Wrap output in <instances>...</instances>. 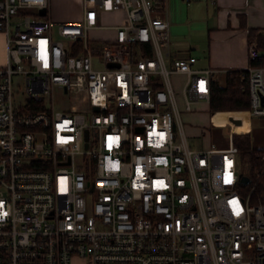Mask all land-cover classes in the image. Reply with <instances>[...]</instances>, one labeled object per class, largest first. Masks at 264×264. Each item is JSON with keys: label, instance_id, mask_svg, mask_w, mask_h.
<instances>
[{"label": "built area", "instance_id": "2783aa9c", "mask_svg": "<svg viewBox=\"0 0 264 264\" xmlns=\"http://www.w3.org/2000/svg\"><path fill=\"white\" fill-rule=\"evenodd\" d=\"M166 5L82 0L81 18L52 23L48 0H0V264H264L238 149L184 133L219 71L172 57ZM247 55L263 57L255 41ZM245 70L247 113L264 117V66Z\"/></svg>", "mask_w": 264, "mask_h": 264}, {"label": "crops", "instance_id": "0c3cea01", "mask_svg": "<svg viewBox=\"0 0 264 264\" xmlns=\"http://www.w3.org/2000/svg\"><path fill=\"white\" fill-rule=\"evenodd\" d=\"M164 14L172 57L195 55L197 67L219 71L218 83L226 71L249 67V29L257 30V36L264 38V0H192L189 5L182 0H167ZM47 16L52 23L78 20L82 16V0H48ZM189 31L198 34L196 48L179 40ZM258 51L264 57V47H258ZM5 63V37L0 33V66Z\"/></svg>", "mask_w": 264, "mask_h": 264}, {"label": "rangeland", "instance_id": "374dc122", "mask_svg": "<svg viewBox=\"0 0 264 264\" xmlns=\"http://www.w3.org/2000/svg\"><path fill=\"white\" fill-rule=\"evenodd\" d=\"M77 19V18H76ZM76 19L71 20L75 21ZM104 25H112L110 19L103 21ZM187 24V23H186ZM56 25H53V36L56 34ZM95 37H108L109 33L105 30L92 33ZM196 32H190L183 35L179 40L186 45L196 48L198 44ZM95 66H101L95 62ZM184 78L180 75L171 77V82L177 93L176 98L180 109L182 110L181 87ZM67 107L66 98L59 92H55V109ZM182 125L184 133L191 146H206L213 143L218 148L230 149L236 147L233 145V136L246 135L249 141V147L256 150H264V117H250L245 111H211L206 104L194 105L192 111L181 112ZM231 124L232 127L228 126ZM201 132H204L202 135ZM239 153V151H238ZM264 196V193L263 195ZM254 203V202H252Z\"/></svg>", "mask_w": 264, "mask_h": 264}, {"label": "trees", "instance_id": "16d2710c", "mask_svg": "<svg viewBox=\"0 0 264 264\" xmlns=\"http://www.w3.org/2000/svg\"><path fill=\"white\" fill-rule=\"evenodd\" d=\"M249 43L256 40L258 47H264V38L257 36V30L247 31ZM251 66H264V57L260 60L250 61ZM247 71H226L222 75V82L213 81L210 89L208 108L212 111H245L249 108ZM233 145L239 151V184L238 189L247 193L252 189L251 202L264 203V161L261 157L264 150L249 147L246 135L233 136ZM242 178L248 179V184L241 183Z\"/></svg>", "mask_w": 264, "mask_h": 264}, {"label": "water", "instance_id": "95a60500", "mask_svg": "<svg viewBox=\"0 0 264 264\" xmlns=\"http://www.w3.org/2000/svg\"><path fill=\"white\" fill-rule=\"evenodd\" d=\"M39 13H40L41 16H43V15H45V10L41 9ZM94 109H96V108H94ZM248 182H249V181H248L247 178H242V179H241V183H242L243 185H247Z\"/></svg>", "mask_w": 264, "mask_h": 264}, {"label": "bare ground", "instance_id": "6f19581e", "mask_svg": "<svg viewBox=\"0 0 264 264\" xmlns=\"http://www.w3.org/2000/svg\"><path fill=\"white\" fill-rule=\"evenodd\" d=\"M228 125H230L231 126V124H228ZM232 127V126H231Z\"/></svg>", "mask_w": 264, "mask_h": 264}]
</instances>
